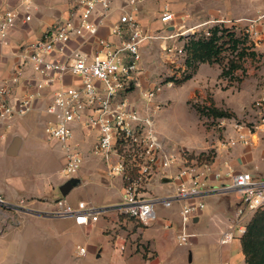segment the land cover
Segmentation results:
<instances>
[{
	"label": "built area",
	"instance_id": "obj_1",
	"mask_svg": "<svg viewBox=\"0 0 264 264\" xmlns=\"http://www.w3.org/2000/svg\"><path fill=\"white\" fill-rule=\"evenodd\" d=\"M139 1L129 0V4L136 7ZM76 4L77 10L69 18L22 49L15 74L0 84V124L24 116L35 107L33 94L26 93L12 100L14 84L25 79L26 85L33 84L38 89V96L41 91L49 90L51 99L43 108L47 115L45 134L64 146L62 176L65 180L77 177L83 165L84 155L79 144L73 141L75 125H79L97 132L92 152L105 162L107 174L123 178L124 189L118 206L121 214L143 226H150L159 218V206L171 208L175 202H180L181 230L178 237L181 244H188L196 236L188 227L194 224L206 206L203 198L208 194L234 191L239 200L235 220L228 230L221 233L219 242L226 245L243 236L248 219L264 209V177L233 169L223 173L213 170L211 164H199L197 160L189 163L176 148L166 144L159 132L156 119L158 106L153 100L160 88L153 86L142 90L141 105L133 103L128 97L135 76L141 70L142 46L146 42L161 39L162 49L169 61L178 64L180 59L185 61V44L171 45L168 40L200 30L197 26L186 29L184 25H176V16L166 10L161 20L166 24L172 22L173 30L166 34L149 33L134 8L124 12L119 24L111 28L112 34L127 35V38L120 44L98 38L96 50L87 53L73 49L71 41L80 38L82 42H89L97 35L101 23L111 13V0H76ZM19 15L12 8L0 9V42H6ZM263 17L264 13L248 19L246 26V32L255 46L261 39L258 26ZM25 18L29 20L30 16ZM204 32L210 34L208 29ZM27 66L32 67L38 78L25 77ZM255 105L259 120L251 127L235 122L234 135L227 137L220 147L248 145L256 138H264V92ZM173 167L178 168L172 174L170 170ZM209 174L220 181L219 186L209 184ZM164 179L173 182L174 192L165 196L148 195L150 182ZM0 202L5 203L2 196ZM25 203V200H20L19 207L22 208ZM102 212L103 208L84 200L74 204L66 196H61L55 201L53 215L88 224L96 221ZM86 251L85 247L79 248L81 254Z\"/></svg>",
	"mask_w": 264,
	"mask_h": 264
},
{
	"label": "crops",
	"instance_id": "obj_2",
	"mask_svg": "<svg viewBox=\"0 0 264 264\" xmlns=\"http://www.w3.org/2000/svg\"><path fill=\"white\" fill-rule=\"evenodd\" d=\"M7 7L17 10L20 15L6 42H0V84L15 74L21 61V52L24 46L39 40L46 32L69 18L77 10L76 0H0V9ZM111 8L110 15L101 23L97 35L89 42H82L80 38H75L71 41L73 49L78 48L84 52L92 53L97 48L98 38L107 39L114 44H120L127 38V35L122 37L114 35L111 33V28L119 24L120 17L124 12H129L134 8H136L137 16L144 29L154 34H166L167 31L173 30L172 22L166 24L161 20V16L166 10L171 11L176 16V25H184L186 29L197 26L198 30L205 31L216 24L224 23V25L235 29L244 28L246 30L248 19L257 18L264 13V0H141L136 7L129 4V0H111ZM26 15L30 16L29 20H26ZM95 17L93 18L94 20ZM225 20H231L232 22L228 23ZM258 28L261 30V39L254 50L258 53V57H261V61L264 64V17L260 20ZM187 40L188 35L182 40L175 38L169 39L168 42L171 45L180 46L184 45ZM157 46L156 41L146 42L142 46V66L139 73L135 76L134 86L136 88L133 89L135 91H133V94L131 92L128 93L129 98L134 96V93L135 98L136 95L139 96L138 88H151L147 86L146 80L148 78L153 79L154 74L148 68V64L152 60V51ZM160 55L162 59L169 61V57L165 52H161ZM221 71L222 69L218 63H201L190 81L192 83L196 80L202 81L205 85L214 83L219 78ZM25 76L29 79L38 78L31 66L26 67ZM67 80L70 81L69 78ZM25 81L23 79L19 83L14 84L12 100L15 101L26 93L33 94L36 98L35 107L24 116L14 117L12 120L0 124V143H3V146H0V153H5L9 156H19L25 145V138L29 135L34 124L37 121L41 122L42 119L46 123L47 120V115L43 108L50 102L51 92L43 90L41 91L42 94L38 96V89L33 84L26 85ZM261 82L262 86L260 91H258L260 95L264 92V70L261 74ZM193 92L191 88L188 89V96H191ZM158 123L159 127H161L160 120ZM233 124L234 122L230 124L231 126L228 129V137L234 135ZM97 136L98 134L95 130L75 125L73 141L79 144L84 155V161L80 173L74 178L76 182L66 197L74 204L84 200L99 208V206L121 202L124 181L120 175L109 176L105 162L93 154L92 149ZM15 137H20V147L16 154H9L7 150ZM4 144H8L7 149ZM59 144L64 153L59 177L53 181L57 182L56 185L55 183L45 185L37 183L35 186H21L20 188L17 187L20 185L12 188H3L0 185V196L5 200V203L0 202V264H19L16 263L13 255H10L7 249H9L11 244H16V236L31 230L29 224L33 222L38 224L43 222L42 226L44 228L51 227L57 231V235L48 238L45 244L46 247L39 246L45 251L37 250L27 253L29 256L34 257L32 264H76L68 249H59L62 245H67L63 239L64 235L62 232L69 227L90 230L91 227L100 221L102 215L105 219L102 223L103 231L108 233L110 237L107 246L90 243L85 254L77 251L79 256H87L88 252H92L95 257L101 258L105 253L106 259L101 264H247L242 251L241 237L226 245H222L219 242L221 233L228 230L231 225L228 205L227 209H219L226 216L218 213L219 210H216V208L212 212H206L205 207L194 220V224H206L209 220L214 224H218V229L214 233V245L216 248L208 250L201 248L190 249V247L202 243L203 237L208 235V233L203 231L196 233L195 238H191L188 244L179 242L178 234L181 230L179 211L182 206L180 202H175L167 214L159 212L158 220L150 226H143L135 219L121 214L118 209L119 205L103 208L104 212L100 214L99 218L88 224L77 223L74 218L58 217L43 212L51 210L53 202L62 196L60 186L67 181L62 176L65 149L60 142ZM210 164L213 170L223 173L233 169L249 171L264 177V138H256L248 145L238 144L230 148L220 147L218 157ZM177 168L173 167L170 170L171 173L176 172ZM155 182L162 185L169 184L171 191L167 194L174 192V184L171 180H153L150 184ZM208 182L212 187L220 185V181L214 179L213 174H209ZM208 196H214V194L206 195V197ZM116 197H118V200H115ZM20 200H25L26 202L22 208L19 207ZM26 205L29 206V209ZM31 209H34V211ZM33 212H38L41 215L36 213V216H32ZM118 214L123 220L118 217ZM167 224L169 225L168 227L166 226ZM172 227H176L178 230L177 244L181 247H188L184 253H182V250L180 252H177L178 250L173 251L170 245L172 240L168 238L166 233L159 232L161 229L170 230ZM209 234L212 235L213 232ZM36 235L45 237L48 234L39 232ZM55 247L57 250L52 252L51 250ZM48 254H50L51 258H55L52 259L54 262L48 258Z\"/></svg>",
	"mask_w": 264,
	"mask_h": 264
},
{
	"label": "rangeland",
	"instance_id": "obj_3",
	"mask_svg": "<svg viewBox=\"0 0 264 264\" xmlns=\"http://www.w3.org/2000/svg\"><path fill=\"white\" fill-rule=\"evenodd\" d=\"M230 34H236L240 38V47L234 48V45L228 41L229 37L226 36L223 39L225 43L220 55L219 65L223 68L228 66L230 60L238 61V57L243 50L247 54L241 56V59L237 62L242 67L235 70L232 75L219 76L216 82L206 85L202 81L196 80L192 83L190 79L187 81L184 80L186 74L189 73L186 71L185 61L180 59L178 64H176L167 61V59H162L160 53L164 52V50L160 45L162 43L161 40L157 41L156 39L152 41H156L158 44L152 51V60L148 64V68L152 70L154 76L153 79L148 78L146 81L148 87L157 86L160 88L158 96L153 100V103L158 106L156 112L158 129L166 144L169 147L176 148L185 159L189 160V163L192 160H196L193 157H198L202 161L214 162L218 157L221 143L229 135L228 129L231 123H244L251 127L259 120L255 102L261 96L258 91H260V87L262 86L261 74L264 70V64L257 53L256 56H251V52L255 51V45L252 43L244 28L235 29L234 33ZM178 39L182 40L184 37L178 36ZM134 88L136 87L132 84V88L129 90L131 94L135 91L133 90ZM190 88L194 92L191 96H188V89ZM144 89L138 88L137 92L139 96L136 95L135 98L134 93V96H131L130 100L135 104H141L143 102L141 99V91ZM212 108L225 110L228 112L229 117H215L211 111ZM227 119L229 120L227 121ZM159 120L162 128L159 127ZM0 146H3V143H0ZM4 146L7 149L8 144H4ZM63 153L59 142L49 139L46 136L44 120L42 119L41 122L37 121L29 132V135L26 136L25 145L19 156H9L5 153H0V185L3 188H12L17 185H20L17 186L18 188L21 186H35L37 183L44 185L55 183L56 185L57 182L53 181L59 177V170L63 162ZM147 187L148 195L165 196L169 195L167 193L171 191L169 184L162 185L158 182L151 183ZM22 195L24 194L22 193ZM115 200H118V197ZM203 201L206 205V212H212L215 208L216 210L227 209L228 205L230 209V222H234L236 209L239 206V200L234 191L214 194V196H205ZM120 203L99 206V208L114 207ZM26 206L29 209V206ZM157 209L158 212H162L163 214H167L171 210L170 208L162 206H159ZM54 210L55 202H53L51 210H45L43 212L53 215ZM33 213L32 216H36L35 214L38 212ZM218 213L226 216L223 211L219 210ZM255 214L248 219L246 222L247 226ZM37 215L41 214L38 213ZM118 217L123 220L119 214ZM215 218L217 219L216 216ZM104 220L102 215L100 221L91 227L90 230L75 227L65 228L66 230L64 229L65 231L62 233L67 245H62L59 249H68L69 254L73 256V261L76 264L103 263L106 259L105 253L104 256L98 258L92 252H88L87 256H79L77 251H79L81 246L88 249L90 243L107 246L110 237L108 233L103 231L102 223ZM42 224L43 222L41 224L36 222L29 224L31 230L26 231L27 233L25 232L24 234H18L19 236H16V244H11L9 249H7L9 254L13 255L16 263L32 264L34 257L29 256L27 253L44 250L43 248L46 247L45 244L48 238L57 235V231L51 227L44 228ZM217 229L218 224H214L210 220L206 224L195 223L190 225L188 230L193 233H199V231L208 233L207 236L203 237L202 243L190 247V249L201 248L208 250L210 248H216L214 245V233ZM39 232L48 235L45 237L36 235ZM159 232L166 233L168 238L172 240L170 245L173 251L178 250L177 252H180L182 250V253H184L185 249H188V247H181L177 244L176 237L178 230L176 227H172L170 230L161 229ZM211 232H213L212 235L209 234ZM66 238L67 240H65ZM40 245L43 248H40ZM56 247L51 251L55 252L57 250ZM48 258L51 261L55 259L51 258L50 254H48Z\"/></svg>",
	"mask_w": 264,
	"mask_h": 264
},
{
	"label": "trees",
	"instance_id": "obj_4",
	"mask_svg": "<svg viewBox=\"0 0 264 264\" xmlns=\"http://www.w3.org/2000/svg\"><path fill=\"white\" fill-rule=\"evenodd\" d=\"M210 34L206 35L204 31L188 35V40L185 44L186 50V74L184 80L191 79L196 73L201 63L220 64V55L222 53L223 45L226 36L228 41L234 45V48H239L241 44L240 38L234 33L235 28L224 25V23L216 24L208 28ZM242 50V48H241ZM256 51L251 52V56H256ZM246 52L240 53L238 57L246 55ZM258 54V53H257ZM238 61L230 60L227 67H221L220 76H230L235 70L242 67ZM212 113L215 117H229L228 112L212 108ZM200 164L212 162L202 161L198 157H193ZM242 251L246 258L247 264H264V209L256 212L252 221L248 224L246 232L241 238Z\"/></svg>",
	"mask_w": 264,
	"mask_h": 264
},
{
	"label": "water",
	"instance_id": "obj_5",
	"mask_svg": "<svg viewBox=\"0 0 264 264\" xmlns=\"http://www.w3.org/2000/svg\"><path fill=\"white\" fill-rule=\"evenodd\" d=\"M20 143H21L20 137H15L12 140L7 152L9 154H16L18 152L19 147H20ZM75 182H76V180L69 179L60 186V191L62 193V196H66L70 192V190L73 188Z\"/></svg>",
	"mask_w": 264,
	"mask_h": 264
}]
</instances>
